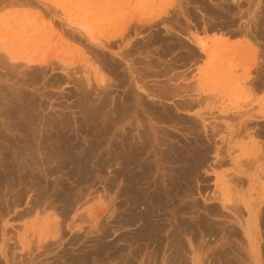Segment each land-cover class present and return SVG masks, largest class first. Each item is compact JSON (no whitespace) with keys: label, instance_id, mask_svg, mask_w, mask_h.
<instances>
[{"label":"rangeland","instance_id":"rangeland-1","mask_svg":"<svg viewBox=\"0 0 264 264\" xmlns=\"http://www.w3.org/2000/svg\"><path fill=\"white\" fill-rule=\"evenodd\" d=\"M7 1L8 0L0 1V51L2 53H5L3 52L4 48L10 47L9 49L14 50L17 54L19 55L22 54L23 57L26 56L24 57L25 59H22V57L19 58L18 61L20 62L22 61L23 62L22 64H25L26 62L24 61L30 58L31 59L36 58L35 60L38 61L35 62V64L29 63L28 64L29 67L25 66L26 64L20 66L19 69L16 70V72H13L14 75L13 74L11 75L10 72L8 73L6 67L4 68L0 66V150H3V153H1L2 151H0L1 153L0 157H5V155L8 158L11 157L10 162L12 163L14 162V160H16L14 162L15 164L13 163L14 166H16L17 159H20L22 155L23 156L25 155L24 157H26V155L31 156L32 154L36 153L34 157H39V155L43 153L42 151L44 148L42 144H39L40 142L39 143L37 142L40 141L41 138L40 134L44 132L42 126L44 122L43 123L41 122L44 121L42 119L43 116L46 117L50 116V118L49 117L46 118L47 122L45 123V125L48 123L47 126L49 128L47 129L48 132L50 130L52 131V128L49 126L53 125L54 123H58L64 126L67 122L66 126L68 127V129H65L66 131L65 130L64 131L72 138L73 142L75 141L74 142L75 144H80V142L82 141L83 144L85 140L86 143L83 145H85L86 147L88 146L89 143L88 140L91 139L90 136L93 137L94 135H99L102 137L104 135L103 132L104 129H102L103 127L102 123H104V121L106 122L111 120V117H109V120L106 119L104 121L101 117L99 120L103 122L100 121L101 123H98V125L97 122L96 124H94L95 122L92 121V118H90L92 117L90 116L91 114L90 115L87 113L85 114L86 111L84 112L83 95L81 94L83 92L82 91V86H83L87 90L90 89V91L92 92L91 97H94V99L98 97L97 91L99 87L96 81L94 80L97 76L96 68L100 71L102 70V73L105 75L107 81L105 83L109 84L108 91H110L111 94H113L116 99L119 100L126 93L130 94L132 92L131 89H136V92H138L139 96L141 95L140 97L143 99L144 102H146L147 104L151 103L152 105H155L158 108V111H160L161 113L163 112L164 114L166 113L164 112V109L171 108L174 114V118L167 119L169 120V122H166L167 120L165 121V119L163 120L161 118H157V115L153 114L151 110L145 108V106L147 105L139 106V104L136 102L138 96H136V98L135 96L134 97L132 96L133 98L131 99V102H133L132 106H134V108H131V111L129 110V113L127 112L128 114L126 113L125 117L123 116L124 119H122L121 117V121H119L120 120L119 119L118 123L116 122L112 124V126L114 125V127L110 129L111 131L109 132L111 133L106 132L108 138L106 136V133L103 136L107 140H105L104 138L101 139L102 140L101 146L103 145V147L101 148L102 151H105L104 150L105 146L106 148L110 147L108 145V141L111 139L110 137L115 135V139L117 138L120 140L121 136L118 135H122V133L127 130L129 136L132 138L131 141H138L140 134L142 135L143 132L142 130H145V132H143L144 133L143 135H146L147 138H145L146 136L142 138H145L146 140L149 141L151 140L149 143L150 145L152 144L151 145L152 147L150 145H147L145 147L146 149L145 150L143 149L145 152L143 151V153L141 154L142 156L139 159L140 161L131 166L129 165V167L131 168V171H133L132 169H134L137 172L140 170L139 165L141 161H144V164L146 163L144 167H146L147 173L149 175L148 177L149 182L146 183L145 186L148 185L152 187L153 186L152 182L156 180L160 186L163 183L162 188L165 187L170 190L171 194L168 196V198L166 197L167 195H165L166 197L164 198L165 204L164 203H163L164 205L162 203L157 204L155 205V207H152L151 209V217L153 219L151 217L150 219L152 223L154 224L157 223L160 225L163 224L161 229V234L159 232L158 234H155V236L152 235L154 236L153 238L142 234L139 236L137 232L142 228L143 226L142 222L140 221L141 222L140 223L138 220H136V222L133 221V223L132 222L130 223L128 221L127 218L129 217V213H130L129 211L131 212L133 211V206H132L133 203L132 200L129 199V195L125 193V188L128 187L129 181L125 179L124 175H121V177H119L120 175H116L118 174L116 173L117 170L123 168V166L117 164L119 162H120L119 164H121L122 161V158L119 156H114L115 160H118V161L114 160L116 164L113 162L112 163L113 165H108L107 167H105L104 170L102 171L97 170L96 171L97 173L95 172L93 173V175L95 176L93 177L92 175L93 178L92 179L90 178L91 179L90 181H84L79 185L76 184V182L73 180L74 178L69 177V175L67 174L66 170L70 167H67L66 169L58 172V174H56L57 176L55 174L54 176L53 174L48 173L49 176L45 174L46 176L45 178V176H43L44 174H42L43 180L41 183L45 184L47 182L51 190L55 191L57 189L55 196L59 195L57 191H61V190L62 191L65 190L64 192L67 193L66 195H69V197L66 195L63 196V198H60L56 202V204L58 203L59 204L55 205V207L58 208L59 206H61L59 207V209L48 208L46 212H42V210L39 207L35 209L33 208V206H31L33 203L32 202L33 198L38 194H40V192L38 193V191H40L38 185H40L41 183L35 186V184H33L31 180H26L25 182H21V184L18 182L19 185H21L22 187L19 186L18 183H16L15 184L16 187L12 189L11 187L8 186L9 185L8 183L10 181L9 178L12 180L13 177L17 179L18 174H16L15 176V174L12 171L11 173H9L10 169L13 168L10 167L8 171L7 169L8 166L1 165L4 164L3 162L4 158H2V160H0L1 162L0 175L3 174L2 175L3 180H1L0 182L1 183L0 187H2L4 194L5 191L6 194L7 193L8 194L7 195L5 194L4 197L0 200V205H2L0 207L4 209V211L2 209L0 210H2L4 213L5 211H7L6 212L7 214H3L2 212H0L3 215L2 216L0 214V264H25V263L31 264L33 261L34 262L32 264H63L65 262L67 264L66 259H64L65 257L62 255L64 254L70 255V253L71 254L73 253V255H75L78 252H80L81 254L89 252L87 254L91 255L93 259L95 257L96 259L95 261L92 258H90L92 260L90 261L91 264H96V263L97 264H166V263L174 264L173 263L174 260L172 259L173 236L171 235H173L174 231L177 230L178 226H180L179 223L183 225L182 223H185V220L187 223L189 222L192 223L193 225L191 227V232L185 230V232L183 231L184 233H182L183 235L182 238L184 239V241L186 242L187 246L190 249L188 250V259L190 264H194L193 257L195 255H197L200 258L202 263L205 262L204 264H229L228 262L237 264V263H241L242 260L244 261L248 260V262H250L249 264H254L255 260L250 256V253H248L247 250V248L250 249V247L248 245L247 238L245 237L246 235L244 233L243 225H242V223H244L243 219H245L248 216L247 212L243 210L244 203L242 202L239 203V205L242 207L241 208L242 212L239 211L236 212L237 213L236 214L234 211H231L230 208L228 207L226 208V206H224V203L219 198L215 199L214 196L221 195L223 193V190H225L227 193L230 194V196L232 194L233 197L234 196L242 197L244 195V197L248 196L250 198H254L258 193L257 186H258L259 178L260 176H264V156H263L264 152H262L260 156L258 155L259 157L257 156V154L260 151H257V154L252 153L255 157L257 156L256 159H254L255 161L258 158L256 162L254 161V164H249L247 162V160L251 161L253 155H251V158L245 156L241 158V160H245L247 164H249V166L251 165L252 168L251 166L248 167V165L244 161L242 162L239 161L238 164L236 163L234 157L236 156V154L240 152V148H238V146L240 147L241 139L238 138V136L234 135L235 133L232 132L234 126L237 125L236 123L238 122V124H240L243 120H249L250 122L251 120L262 119L259 122L256 121L258 124L250 123V126L254 127L255 130L260 129V127L262 130H264V119L259 118L261 114H263L262 111H264V84L262 85L263 88L261 87L258 91H254L253 85L250 82H248L251 80L250 77L253 76L252 74L255 75V73H260L259 74L260 77L258 76V78L260 79L262 76L260 81L264 82L263 79L264 78L263 75L264 74V53H263L264 37L256 38L257 40L261 41L259 42L256 40L263 47L262 48L263 52L261 54L260 53L258 54V56L260 57L255 55V57H257L255 63L256 66L254 64V67L252 66L247 71L243 70V72L241 66L237 65L235 67L233 76L236 79H239V81L236 80L238 84L234 83L235 84L234 86H236L235 87L236 91L233 92L229 88V84L226 83L228 79L227 78L228 75H226L227 68L224 67L223 69H221V72L218 74L219 75L218 78L221 79L220 81L221 84H219V86L215 90L210 89V91H207L205 94H202V96L204 95L203 97H205L202 99L203 102H200V104H197L193 108L192 107L182 108L180 107L181 100H183L186 97H193L196 94H200V91H198L196 87L199 76V71L197 68L204 66L207 61V57L205 56L201 57L198 60L189 57V60L187 59L186 61V58H184L186 57V52L183 50L185 48L184 46L187 45L186 47L189 48L190 46L192 48L193 47L195 48V46L197 47V44L194 41L193 36L194 37L197 36L198 38L204 37L209 47L216 46V43H214L213 41V38L215 36L227 35L223 37H230L229 36L230 34L227 33V31L224 32V29H217L220 28L219 26H217V23L219 25L220 23L218 21L219 20L221 21V19L219 17L214 19L208 17L210 13L206 11L203 7L197 6L199 1L198 2H196V0H27V1L9 0L8 2ZM206 1H208L209 3V0ZM208 5L211 4L209 3ZM214 9H216V6L214 7ZM41 12L44 14H42ZM170 15H174L175 17H178L183 27L188 26L189 29L183 31L184 29L181 28V26L178 25V23H176L175 21H174L175 23L171 22L170 20L167 21ZM245 18L248 19L249 17L248 16L244 17L243 23L244 20H246ZM260 19L261 20L259 22L263 25L264 13L263 16L261 15ZM236 20H237L236 24H234L230 29L234 27L238 28L237 26L242 25L239 23L238 18ZM210 22L212 23L215 22L214 24H216L215 26L217 27H214L213 29L210 28L208 25ZM170 28L172 29L174 28L173 30L175 32ZM261 29L264 28L262 27ZM173 32L174 34H172ZM91 36L93 38L95 36L96 40L98 38V40L100 39V41L105 42L106 44L109 42L111 43L114 42L111 45L112 47L110 46L109 49H105L104 51L107 54L108 59L112 58L110 61H115L118 64L120 63L119 64L120 74L117 75L115 73H112L108 68H105L102 64L98 63L100 62V60H98V58H95L96 55L94 54V52L91 51V49L90 50L88 49L89 45H93L94 48L96 46L89 41L90 39L89 37ZM177 36L185 43L187 42L186 45L184 44L183 46L182 44L178 43L176 40ZM157 37L158 38L160 37L162 42L158 41ZM235 38L237 37H232V38L230 37V41L234 40ZM97 48L101 49L99 47ZM130 48L132 49V52L130 54L131 57L129 56L127 57V59L120 57L118 53L121 52V50L125 51L127 49L126 51H128ZM254 49L256 50V54H257L258 50L256 49V47H254ZM102 51L103 50L101 49L100 52L102 53ZM183 52H184V56H181L183 55ZM179 55L181 56L182 59L185 60V64H182L179 67L177 66L175 69L168 70L169 74L168 72H166L167 74L164 73L165 70L167 71V68L169 66L166 65L167 63H170L172 61L175 62L178 61L182 63L184 61L183 60L181 62V58ZM239 56L240 55L234 54L230 57L231 59L234 58L236 63V61L239 62V58H238ZM128 59L129 60L134 59L133 60L134 64L138 68H141L142 66V68L140 69L141 71L145 70V68L148 66L147 64L150 63L149 60H151L152 62L151 64H153L152 70L154 72L157 70L156 73L158 75L155 73L154 76H149L148 80L147 78H144V82L146 79L147 81L146 83L150 84V86L152 85V83L154 85H163L165 83H170V82H173V84L176 85H184L183 89L181 90V94L179 93L176 96L163 98L156 95L154 96L153 94L151 95L150 93L148 94L147 93L148 91H146L145 88L137 87V85L135 86L134 82H131L132 80L131 69L129 68L128 65V62H130L131 60L127 61ZM152 59L154 62L152 61ZM39 60L46 61L49 68L45 69V71L44 70L41 71L43 73L40 72L41 74H39V80L36 81L34 76L36 73H38L39 68H45L42 67L41 64L38 65ZM87 60H90L94 63L93 71L90 70L91 67L86 65ZM135 60L139 64L135 63ZM8 63L10 64L11 62L8 60ZM63 63L66 64V68L69 67L70 69H73V72H76V74H73V76L68 75L62 69V67L59 66L62 65ZM249 63H250V59H249ZM257 63H259L260 65H258ZM32 64H34L35 66ZM84 64L86 66H84ZM79 67L80 69H84V67H87L85 69L89 70L87 72H84V74L90 77V85H87L88 83L85 78H84L85 84L84 83L81 84L82 86H79V84L76 82L77 81L76 79L83 80V75H82L83 71H81ZM77 70L81 72H78ZM15 73L17 74L15 75ZM133 74L136 75L137 72L133 71ZM120 76H122L124 80L120 78ZM143 76L145 77L146 75ZM140 78L141 77H139V80ZM24 79H26V81ZM21 83H23V85H21ZM141 83H143V81H141ZM45 85H47V87ZM249 88L252 91L249 90ZM8 89L10 90V92L12 90H15L17 92L21 91V93L24 91L25 92L28 91L31 95H35L38 101L41 100L44 101L47 110L45 108L38 109L41 111V112L39 111L40 113L38 114V116H36L37 119L39 116H41V118L38 119L39 121L35 119L36 118L35 116L32 115L33 117H35L33 118L35 120H33L32 117L30 116L31 114L26 115L27 116L25 117L26 120L22 119L25 122L19 120L18 117L11 118L12 114L9 113H12V110H14L13 107H15L14 104L17 98L13 99L9 95L10 93ZM5 91L7 92V94L5 93ZM247 92L249 93V95L247 94ZM245 95H247V97ZM10 97L13 100H10ZM12 101L14 102V104ZM143 101L141 102L143 103ZM12 105L14 106L12 107ZM11 107L12 109H10L11 110L10 111L9 108ZM238 109L241 111H239ZM234 112H237V115H240L241 112L242 114L237 119L238 116L235 117L236 114H234ZM44 113L46 115H43ZM230 113H232L235 117V121L234 120H233L234 122L232 121L233 123L231 122V120L234 117H230L229 120ZM84 114L86 118L87 119L90 118L92 122L91 121L88 122ZM216 114L218 115L216 116ZM108 115L109 114H107V116ZM52 117L54 118L53 120H55L56 118L58 119L55 120L56 122L54 121L51 124L49 119H51ZM29 120L33 124L30 123ZM32 120L35 121V124L41 122L38 123V125H41L42 127L41 126L40 127L42 129L39 126L38 127L33 126L35 124ZM162 120L165 122H163ZM192 120L196 121V123L198 122L197 123L198 127H200L201 129L200 140L195 136V134L190 133L188 130ZM64 121H66L65 124ZM81 121L82 124L80 125ZM86 121L88 122L90 129L88 128V124ZM20 122L26 128L21 129ZM77 123L79 124L77 125ZM84 124L85 126H83ZM45 125H44V130H45ZM94 125H97V127H101V129L99 130V128H97L96 126L94 127ZM79 126H81L80 129L84 127L85 130L84 131L77 130ZM90 126L93 128L91 129ZM256 127H258V129ZM69 128H71L72 131ZM96 128L99 130L98 133L97 131H95L97 134L94 132V129ZM122 128L126 130H123ZM212 128L215 129L216 132H214V130H211ZM140 129L141 131H139ZM211 135L212 138L210 137ZM263 138L264 137H262V139ZM24 139L27 142L26 141L23 142ZM6 140L11 142V143L8 142L10 145L9 147L8 144H5L7 143ZM77 141H79V143ZM156 143H158V145H156ZM54 146L52 145V147ZM171 146L174 147L177 146L176 148L179 149V152L181 151L180 155H182L184 158L182 157L180 161H178L179 160L178 158H177L178 160H174L175 156L177 155L176 153H172ZM10 147L13 148L8 149ZM224 147L225 150L223 151ZM37 148L41 149V152L39 151V149L36 150ZM263 149L264 147L262 148V150ZM37 151L40 152L41 154H38ZM97 152L99 151L97 150ZM200 153L204 154L203 159H199ZM99 154L100 152L97 154V156ZM168 154H171L172 156L171 159L168 158L167 156ZM190 154L193 155L192 158L190 157ZM225 154H227L226 157ZM12 157H14L13 158L14 160H12ZM32 157L33 155L31 157L28 156V158L26 157L27 158L26 160L28 161V159L30 160V158L32 160L33 159ZM260 157H262L263 159ZM54 162H56L57 164L60 161L59 160L52 162L50 161V164L51 163L53 164ZM241 163L243 166L241 165ZM149 164L150 166H148ZM38 165L35 167L37 168V170L41 167L40 165H39L40 167ZM147 167H149L150 171L148 170ZM128 168L127 171L130 170V168L129 169ZM233 173H239V177L240 176L241 178L243 177L245 181L244 179L243 180L241 179L242 181L241 180L238 181L235 178H230ZM11 174L12 176L14 174V176L12 177ZM251 177L254 178L251 179ZM58 178L59 180L62 178L61 179L62 184L58 180ZM224 178L229 181L228 183L229 187H226L225 189L223 182ZM167 179H169L170 181ZM17 180H19V178ZM56 180L60 182V186L62 185L61 187L59 185L55 187V185L57 184L55 183L57 182ZM44 184H41L40 186ZM26 185H28L29 188H27ZM30 185L32 186V188ZM63 186L65 189L63 188ZM20 187L21 189L19 191L18 189ZM68 187H70L69 188L70 190H67ZM71 187L73 188V192L71 190ZM8 188L12 190L9 189L7 191L6 189ZM33 188L35 189L38 188V190H35ZM23 189L27 193L26 194L23 191L25 194L24 196L21 194L22 193L21 191ZM17 190L21 193L19 192L17 193ZM62 191L60 193H63ZM68 191H70L69 194ZM51 192L52 191H50V193ZM70 193H73L74 196L70 195ZM19 195L21 197H24V199L20 198L21 199L20 200ZM6 196L8 197L9 201H13L14 199V202H16L17 200L16 202L17 204L16 203L14 204L13 202L14 206L13 205L10 206L9 203L11 204V202H9L8 200L4 202L3 200L6 199ZM64 197L65 198L68 197L69 199L68 198L65 199ZM74 198H76L77 201L76 199L74 200ZM64 199L66 201L68 200L69 202L64 203L65 201ZM60 200H64V201H60ZM146 200L147 199H145V201ZM6 202H9L8 205L7 204L5 205ZM73 202L75 203L72 206L71 204H73ZM129 203H131L132 205H129ZM146 203H148V201H146ZM68 205L72 207L70 208ZM150 205L152 206V202ZM138 206L137 208L135 206L134 209L138 211L141 208L142 211H144L145 208L144 206H146V204L142 203L140 204V207ZM30 207L31 209H34V211L31 210L32 213L30 212ZM6 208L8 210H5ZM65 209H67V211H65ZM88 209L91 211V213L93 212L92 213L93 215L94 214L95 216L98 215L99 220L97 221L96 224H92L90 219L86 218L88 212H90L88 211ZM25 210L29 211V213L24 212ZM23 212L26 214H24ZM55 212H57V214L60 215L59 216L60 219H62L61 220L62 239H60L59 241L60 242L63 241V243L59 247L57 246V244H59L60 242L57 243L54 242V239H50L51 247L49 246V248L44 249L42 248L43 240L41 239V235H40V231L42 230L40 228L42 225V220H46V219L48 220L47 216ZM18 213L19 214L22 213V215L17 216L19 215ZM80 213H82V215L84 214L83 215L84 219H82L80 216L78 217V215H81ZM37 214L38 217L36 216ZM199 217L202 219L204 218L205 224L203 223H202L203 225L201 224V222L199 221ZM178 220L180 222H178ZM196 221L197 222L199 221L201 225L199 223L197 224ZM75 223L83 227L81 228L79 226L73 227ZM98 224L99 227L97 226ZM219 224L220 225L225 224V225L220 226ZM207 227H210V229H206ZM230 227L231 230L233 229L232 232L230 230ZM129 235L131 237H129ZM263 235H264V231H263ZM134 236L135 238H132ZM75 237H77L79 240ZM122 237L125 238L126 240H124ZM20 238L22 240L24 239V241L22 242ZM74 238L76 239V241H74L75 240ZM220 240L221 241L223 240L222 241L223 243ZM130 241L132 242L130 243ZM243 241L245 243H243ZM99 242L101 245H98ZM263 242H264V236H263ZM102 243H103V247H102ZM132 243L134 245H132ZM107 244L108 247L106 246ZM110 244L112 246H110ZM210 247L212 249H210ZM2 248L5 249L4 250L5 253L3 252ZM46 249L48 251H46ZM82 250L84 251L82 252ZM102 250L105 251V253ZM221 250H223L224 252L223 251L221 252ZM238 251L241 252L238 253ZM244 252L246 254H249V256L246 255ZM93 254H95V256ZM104 255H106L108 259ZM102 256L104 260L103 258L101 259ZM6 257L9 258L10 260H7ZM202 258H204L205 260H203ZM27 261L28 262L31 261V262L28 263ZM252 261L254 262L252 263ZM262 264H264V261Z\"/></svg>","mask_w":264,"mask_h":264},{"label":"bare ground","instance_id":"bare-ground-1","mask_svg":"<svg viewBox=\"0 0 264 264\" xmlns=\"http://www.w3.org/2000/svg\"><path fill=\"white\" fill-rule=\"evenodd\" d=\"M1 1V0H0ZM5 1V0H4ZM9 1V0H8ZM7 1V2H8ZM27 1V0H26ZM199 1V2H198ZM3 2V1H2ZM196 2H198V4H197V6L198 7H203L206 11H208L210 14H209V16L208 17H210L211 19H214V18H217V17H219L220 19H221V21L219 20L218 22L220 23L219 25H218V23H217V26H219L220 28H217V29H224V32H226L227 31V33H229L230 35V37L232 38V37H237L238 39L241 37V39L240 40H242V38L243 39H245V40H243V41H245V44H241L240 42H238V41H236L235 43H231L230 42V37H223V36H227V35H223V36H215L214 38H213V41H214V43H216V46L215 47H209L208 45H207V41H206V39L204 38V37H200V38H198L197 36H193V38H194V41L196 42V44H197V47L195 46V48L193 47H191L190 46V48L189 47H186L187 45H186V43L184 42V41H182L180 38H178V36L175 38L176 40H177V42L178 43H180V44H182L183 46H184V44L186 45V46H184L185 48L183 49L185 52H186V57H184V58H186V61H187V59L189 60V57H191L192 59L194 58L195 60H198V59H200L201 57H207V61H206V63H205V65L204 66H202V67H198L197 69H198V71H199V76H198V83L196 84V87H197V90L198 91H200V94H196V95H194L193 97H186V98H184L183 100H181V104H180V107H182V108H186V107H188V108H190V107H195L197 104H200V102H203V98H205V97H203L202 96V94H205L207 91H210V89H213V90H215L218 86H219V84H221L220 83V81H221V79L220 78H218L219 77V73L221 72V69H223L224 67H226L227 68V72H226V75H228L227 76V81H226V83H228L229 84V88L234 92V91H236L235 90V87L236 86H234L235 84L234 83H236V84H238V82H236V80L237 81H239V79H236L234 76H233V72H234V70H235V67L238 65V66H241V67H243V70H245V71H247L248 69H250L252 66L254 67V64L256 63V58L257 57H255V55H257L258 56V54L260 53H262L263 52V47H262V45L259 43V42H261L260 40H257L256 38H258V37H264V29H261L262 27L264 28V24L262 25L259 21L261 20L260 19V17H261V15L263 16V13H264V0H209V3L211 4V5H208L209 3H208V1H206V0H196ZM6 3V2H5ZM18 3V2H17ZM19 4V3H18ZM47 4V3H46ZM6 5H8V4H6ZM216 6V9H214V7ZM175 8V7H174ZM166 10V9H165ZM164 10V11H165ZM182 11V10H181ZM184 12V11H183ZM42 13V12H41ZM42 14H44V13H42ZM164 14V13H163ZM168 14V13H167ZM208 14V13H207ZM41 15V14H40ZM175 15V14H174ZM174 15H170V17L167 19V21L168 20H170L171 22H176V23H178V25H180L181 26V28H183L184 30L183 31H186V30H188L189 29V27L187 26V27H183V25H182V23H180V21H179V18L178 17H175ZM201 15V14H200ZM235 15H237V16H235ZM249 17L248 19H246V20H244V23H243V19H244V17ZM154 17V16H153ZM37 18V17H36ZM165 18V17H164ZM239 19V23L240 24H242L241 26H237L238 28H236V27H234V28H232V29H230L234 24H236V22H237V20L236 19ZM181 19V18H180ZM189 19V18H188ZM200 20V19H199ZM47 22V21H46ZM119 22V21H118ZM174 22V23H175ZM186 22V21H185ZM184 22V23H185ZM207 23V22H206ZM215 23V22H214ZM214 23H212V22H210L208 25H209V27L210 28H214V27H217V26H215L216 24H214ZM143 24V23H142ZM239 24V25H240ZM245 24V25H244ZM188 25V24H187ZM137 26V25H136ZM149 26V25H148ZM73 27V26H72ZM113 28V27H112ZM170 29H172V28H170ZM174 29V28H173ZM172 29V30H173ZM137 30V29H136ZM182 30V29H181ZM124 31V30H123ZM168 31V30H167ZM171 31V30H170ZM169 31V32H170ZM174 31V30H173ZM172 32V31H171ZM170 32V33H171ZM175 32V31H174ZM174 32L172 33V34H174ZM120 33V32H119ZM168 33V32H167ZM125 34V33H124ZM222 34H224V33H222ZM129 36V35H128ZM149 36V35H148ZM176 36V35H175ZM175 36H173V37H175ZM77 37V36H76ZM162 37V36H161ZM169 37H171V36H169ZM90 39H89V41L90 42H92L94 45H96L97 47H99V48H101L103 51H102V53L100 52V50L101 49H98L96 46H95V48H94V46L93 45H89V50L91 49V51L92 52H94V54L96 55V57L95 58H98V60H100V62H98V63H100V64H102L105 68H108L112 73H115V74H120V68H119V64L117 63V62H115V61H110L111 59L109 58L108 59V57H107V54L105 53V49H109L110 48V46L114 43H111V42H109V43H105V42H102V41H100V39L98 40V38H97V40H96V37L94 36V38L91 36V37H89ZM122 38V37H121ZM124 38V37H123ZM158 38V37H157ZM165 38V37H164ZM174 40V39H173ZM259 41V42H257V41ZM113 41V40H112ZM116 41V40H115ZM158 41H161V39H160V37L158 38ZM6 42V41H5ZM162 42V41H161ZM168 42V41H167ZM172 44V43H171ZM227 44V45H226ZM129 45V44H128ZM154 45V44H153ZM161 45V44H160ZM224 45V46H223ZM194 46V45H193ZM246 46H248V48L246 47ZM112 47V46H111ZM125 47V46H124ZM254 47H256V49L258 50V53L256 54V50L254 49ZM10 48V47H9ZM9 48H4V51L3 52H5V53H2L1 51H0V66H2V67H6L7 68V71H8V73L10 72V74L12 75H14V73L13 72H16V70H18L19 69V67L20 66H22V65H25V66H28V64L29 63H34L35 64V62H37L38 60H35V59H26L24 62H26L25 64H22L23 62L21 61H18L19 60V58L20 57H22V59H25L24 57H26V56H22V54L21 55H19V54H17L14 50H12V49H9ZM121 48V47H120ZM129 48V47H128ZM127 48V49H128ZM124 49V48H123ZM126 49V50H127ZM123 51V50H121V52H119L118 54L120 55V57H123L124 59H127V57H131V52H132V49L130 48L128 51ZM90 51V52H91ZM182 51V50H181ZM179 52V51H178ZM143 53V52H142ZM151 53V52H150ZM237 53H239V54H237ZM264 53V52H263ZM234 54H236V55H241L240 56V58H239V62L238 61H236V63H235V60H234V58L233 59H231V57L230 56H232V55H234ZM94 55V56H95ZM150 55V54H149ZM228 55H229V57H228ZM177 56H178V54H177ZM180 56V55H179ZM181 56H184V52H183V55H181ZM181 56H180V58H181ZM149 57V56H148ZM147 57V58H148ZM258 57H260V56H258ZM52 58V57H51ZM190 58V59H191ZM242 58H243V60H242ZM250 59V63H249V59ZM145 59V58H144ZM246 59H247V61H246ZM8 60L11 62L10 64L8 63ZM17 60V61H16ZM131 60V61H130ZM128 59L127 61H130V62H128V65H129V68L131 69V79L133 80H131V82H134V84H135V86L137 85V87H143V88H145L146 89V91H148L147 93L149 94H153L154 96L156 95V96H159V97H165V98H169V97H172V96H176V95H178L179 93L181 94V90L183 89V86L184 85H176V84H173V82H170V83H165V84H163V85H154L153 83H152V85H154V86H150V84H148V83H146L147 81H146V79H145V82H144V78H147V80H148V77L149 76H154L155 75V73H156V71L154 72L153 70H152V65L153 64H151L152 62H151V60H149L150 61V63L149 64H147L148 66L145 68V70H140L141 68H142V66H141V68H138L135 64H134V59ZM157 60V59H156ZM184 59H182L181 58V62L183 61ZM90 60H87L86 61V65H88L89 67H91V71H93L94 70V63L92 62V61H90ZM152 61H153V59H152ZM244 61V62H243ZM251 61H252V63H251ZM19 62V63H18ZM46 61H44V60H39V63H38V65L39 64H41L42 65V67H45V68H39V71H38V73H36L35 74V76H34V78H35V80L36 81H38L39 80V74H41V73H43V72H41V71H45V69H48L49 68V66L47 65V62L45 63ZM49 62V61H48ZM53 62V61H52ZM85 62V61H84ZM119 62V61H118ZM140 62V61H139ZM144 62V61H143ZM154 62V61H153ZM135 63H137L136 62V60H135ZM164 63V62H163ZM34 64H32V65H34ZM137 64H139V63H137ZM182 64H185V60L182 62V63H180V62H178V61H172V62H170V63H167L166 65L168 66V68H167V71L165 70L164 71V73H166V72H168V70H171V69H175L177 66L179 67L180 65H182ZM258 65H260L259 63H257ZM85 64H84V66H86ZM35 66V65H34ZM60 67H62V69L68 74V75H70V76H73V74H76V72H73V69H70L69 67H67L66 68V64L65 63H63L62 65H59ZM59 66H57V67H59ZM87 66V67H88ZM184 66V65H183ZM255 66H256V64H255ZM29 67V66H28ZM39 67V66H38ZM47 67V68H46ZM87 67H84V69H80V67H79V69L81 70V71H83V73H82V75H83V80H80V79H74L78 84H79V86H82L81 84H83L84 83V78L86 79V81H87V85H90V77L89 76H86L85 74H84V72H87V71H89L88 69H85V68H87ZM88 67V68H89ZM165 67V66H164ZM258 67V66H257ZM260 67V66H259ZM3 68V69H4ZM103 68V67H102ZM127 68V67H126ZM158 68V67H157ZM162 68V67H161ZM256 68V67H255ZM9 69V70H8ZM78 69V70H79ZM155 69V68H154ZM260 69V68H259ZM77 70V71H78ZM96 73H97V76H96V78L94 79L95 81H96V83H97V85H98V91H97V96L98 97H96L95 99H94V97H91L92 96V92L90 91V89L89 90H87V89H85L83 86H82V95H83V105H84V112H85V114L87 113V114H91L90 116H92V117H90V118H92V121H94L95 123L94 124H96V122H97V125H98V123H101V122H103L104 120H106V119H108L109 120V117H111V120H109V121H104V123H102L103 124V127H102V129H104L103 130V132H104V135H105V133L107 132V133H111V132H109V131H111L110 129L112 128V127H114V125L112 126V124H114V123H118L119 121H121V117H122V119H124V117H125V114L128 112L129 113V110L131 111V108H134V106H132L133 104V102H131V99L135 96V98H136V96H138L137 97V99H136V102L139 104V106H145V105H147V106H145V108H147V109H149V110H151V112L153 113V114H155V115H157V118H161V119H165V121L167 120V119H171V118H174V114H173V112H172V109L170 108V109H164V112H166V113H164L163 114V112L161 113L160 111H158V108L155 106V105H152L151 103V105L150 104H147L146 102H144L143 101V99L139 96V94H138V92H136V89H131L132 90V92L130 93V94H128V93H126L124 96H122L119 100L118 99H116L115 97H114V95L113 94H111V92L110 91H108V83L106 84L105 82H107L106 81V77H105V75L102 73V70L100 71V70H98L97 68H96ZM25 71V70H24ZM81 71H78V72H81ZM124 71V70H123ZM133 71L134 72H137V74L136 75H134L133 74ZM252 71V70H251ZM250 71V72H251ZM257 71V70H256ZM260 71V70H259ZM28 72V71H27ZM41 72V73H40ZM158 72H159V70H158ZM162 73V72H161ZM246 73V72H245ZM17 73H15V75H16ZM24 74V73H23ZM157 74V73H156ZM167 74V73H166ZM168 74H169V72H168ZM178 74V73H177ZM177 74H175V75H177ZM208 74H211V75H208ZM223 74V73H222ZM252 74V73H251ZM259 74L260 73H255V75L254 74H252L253 76H251L250 77V81H248V82H250L252 85H253V87H256V88H261L262 87V85L264 84V82H261L260 80H261V78H262V76H261V78L259 79L258 78V76H259ZM143 75H146L145 77L143 76ZM158 75V74H157ZM264 75V74H263ZM126 76V75H125ZM119 77V76H118ZM124 77V76H123ZM139 77H141L140 78V80H139ZM260 77V76H259ZM33 78V79H34ZM41 78V77H40ZM43 78V77H42ZM120 78H122V76H120ZM125 78V77H124ZM176 78H178V77H176ZM175 78V79H176ZM66 79V78H65ZM123 79V78H122ZM264 79V78H263ZM25 81H26V79H24ZM72 80V79H71ZM78 80H80V81H78ZM120 80V79H119ZM124 80V79H123ZM6 81V80H5ZM61 81V80H60ZM73 81V80H72ZM141 81H143V83H141ZM112 82V81H111ZM168 82V81H167ZM10 83V82H9ZM61 84V83H60ZM85 84V83H84ZM91 84H92V82H91ZM131 84H133V83H131ZM148 84V85H147ZM157 84V83H156ZM21 85H23V83H21ZM51 85V84H50ZM187 85V84H186ZM247 85V84H246ZM18 86V85H17ZM43 86V85H42ZM46 87H47V85H45ZM54 86V85H53ZM134 86V85H133ZM148 86V87H147ZM189 86V85H188ZM241 86V85H240ZM249 86V85H248ZM250 87H251V85H250ZM17 88V87H16ZM19 88V87H18ZM34 88V87H33ZM93 88V87H92ZM134 88V87H133ZM185 88V87H184ZM263 88V87H262ZM3 89V88H2ZM12 89V88H11ZM13 89H15V88H13ZM46 89V88H45ZM4 90V89H3ZM6 90V89H5ZM188 90V89H187ZM249 90H251L250 88H249ZM7 91V90H6ZM5 91V93L7 94V92ZM8 91H9V95L13 98V99H15V98H17V102L15 101V104H14V102H13V104L15 105V107H13L14 105H12V107L14 108V110H12V113H9V114H12V117L11 118H19V120H22V119H25V117H27L26 115L28 114V115H30L31 117H32V119L33 118H35L36 116H38V114L41 112L40 110H38L39 108L40 109H46V105H45V103H44V101L43 100H41V101H38L37 100V97L35 96V95H31L28 91L27 92H22L21 93V91L19 92H17V91H15V90H12L11 92H10V90L8 89ZM93 91V90H92ZM185 91H186V89H185ZM248 91V90H247ZM252 91V90H251ZM255 91V90H254ZM231 92V91H230ZM2 94V93H1ZM247 94L249 95V93L247 92ZM109 95H110V97H109ZM191 95V94H190ZM4 96H6V95H4ZM133 96V97H132ZM246 97H247V95H245ZM10 97V100H13L12 98ZM43 97V96H42ZM44 99V98H43ZM93 99V100H92ZM46 100V99H45ZM66 100H68V99H66ZM232 100V99H231ZM109 101V102H108ZM141 101H143V103L141 102ZM180 101V100H179ZM184 101H186V102H184ZM46 102V101H45ZM236 104V103H235ZM82 105V106H83ZM232 105V104H231ZM11 106V105H10ZM9 106V107H10ZM236 106V105H235ZM3 107H5V106H3ZM12 107L11 108H9V110L10 109H12ZM47 107H48V105H47ZM143 108V107H142ZM165 108H166V106H165ZM146 109V110H147ZM47 110V109H46ZM137 110V109H136ZM145 110V111H146ZM166 110V111H165ZM176 110V109H175ZM193 110V109H192ZM239 110V109H238ZM11 111V110H10ZM40 111V112H39ZM45 111V110H44ZM56 111V110H55ZM88 111V112H87ZM161 111H162V109H161ZM239 111H241V110H239ZM46 112H48V111H46ZM106 112H107V114H109L108 116H107V114H106ZM245 112V111H244ZM263 112V114H261V116L260 115H258V116H260L259 118H263L264 119V111H262ZM42 113H43V111H42ZM41 113V114H42ZM57 113V112H56ZM127 113V114H128ZM229 113V112H228ZM227 113V114H228ZM260 113V112H259ZM40 114V115H41ZM60 114V113H59ZM85 114H84V116H85ZM104 114V115H103ZM136 114V113H135ZM138 114V113H137ZM153 114H152V116H153ZM214 114V113H213ZM224 114H226V113H224ZM234 114H236L235 115V117H237V119L240 117V115L242 114V112L240 113V115H237V112H234ZM247 114V113H246ZM35 116V117H33V116ZM43 115H46L45 113L43 114ZM42 115V116H43ZM55 115V114H54ZM103 115V116H102ZM143 115V114H142ZM218 114H216V116H217ZM1 116H3V115H1ZM29 116V117H30ZM88 116V115H87ZM124 116V117H123ZM173 116V117H172ZM215 116V117H216ZM257 116V117H258ZM47 117H49L50 118V116H47ZM46 116H43L42 117V119L44 120V121H41L42 123L44 122V124L42 125L43 126V133H41L40 135H41V138H40V141H37L39 144H42L43 145V153L41 154L40 152H41V149H39V148H37L36 150H38L39 149V151L40 152H38L37 151V153L38 154H41V155H43V156H41V155H39V157H34V155H36V153L35 154H32L33 155V161L31 160V158H30V160L28 159V161L26 160L27 158H28V156L29 157H31L30 155H26V157H24L23 155L21 156V158L20 159H17V162H16V166H14V162L16 161V160H14L13 158L14 157H12V160H14V164L12 163V162H10L11 161V157H7L6 155H5V157H0L1 159L0 160H2V158H4L3 160V162H4V164H1V165H6V166H8V171H9V168L11 167V168H13V169H10V172L9 173H11V171L15 174V176H16V174H18L17 176V179L19 178V180H17L16 178H14L13 176H14V174H13V176H12V174H11V176L13 177V180L12 179H10L9 178V187H11L12 189L13 188H15L16 186H15V184L16 183H20L21 184V182H25L26 180H31L32 181V183L33 184H35V186H37L38 184H40L41 182H42V180H43V176H45V174L46 175H48L49 176V174H58V172H60L61 170H64V169H66L67 167H70V168H68L66 171H67V174L69 175V177H72V178H74L73 180L76 182V184H81L82 182H84V181H90L95 175H93V173L95 172V173H97L96 171L97 170H104L105 169V167H107L108 165H113L112 163L114 162V160H115V157L114 156H119V157H121L122 158V161H121V164H119V163H117L118 165H121V166H123V168H121V167H119V168H121V169H119V170H117V172L116 173H118V174H116V175H120L119 177H121V175H124V177H125V179H127V181H129V184H128V187H126L125 188V193L126 194H128L129 195V199L130 200H132V203H133V205L131 204V203H129V205H132L133 206V211L131 212V211H129L130 213H129V217L127 218L128 219V221L131 223H133V221H135L136 222V220H138L139 222L141 221L142 222V224H143V226H142V228L137 232L138 233V235L140 236L141 234L142 235H147V236H149V237H154L155 236V234H158L159 232H160V234H161V229H162V225L163 224H154V223H152V221H151V219H150V217H151V209H152V207H155V205H157V204H165V199L164 198H168V196L171 194L170 193V190L169 189H167V188H165V187H163L162 188V185H163V183H162V185L160 186L159 184H158V182L155 180L154 182H152L151 180V182H152V184H153V186L151 187V186H145L146 185V183H148L149 181H148V177H149V175H148V173H147V170H146V167H144V165L146 164H144V161H141V163H140V170L139 171H135L134 169H132L133 171H131V168L129 167V165L131 166V165H133V164H136V163H138L140 160V158H141V154L143 153V151L146 149L145 147L147 146V145H150V141L149 140H146L145 138H147V136L146 135H143L144 133L143 132H145V130H142L143 132H142V135L140 134V136H139V140L138 141H131V137L129 136V134H128V132H127V130L126 129H124V128H122L123 130H126L125 132H123L122 133V135H118V136H121V138H120V140L119 139H115V135L114 136H112V137H110L109 139V141H108V145L110 146H108L109 148H106V146L104 147L105 149V151H102V148L101 147H103V145L101 146V139H103L104 137V135L103 134H101V135H103L102 137L101 136H99V135H94L93 137H91L90 136V140H88L89 141V143H88V146H86L85 147V145H83V144H85L86 143V141L84 140V143L82 144V142H80V144H75L74 142H73V140H72V138L67 134V133H65V129H68V127L66 126V124H67V122L66 121H64V124H65V122H66V124L64 125V126H66V127H64V126H62V125H60V124H58V123H54L53 125H51L56 119H58V118H56L55 120H53L54 118L52 117L51 119H49L50 120V122H51V124H49V125H51V126H49V127H51L52 128V131L50 130L49 132H48V130L47 129H49L47 126H48V123L45 125V123L47 122V118ZM58 117V116H57ZM61 117V116H60ZM59 117V118H60ZM88 117V118H89ZM102 117V119H103V121H101V120H99L100 118ZM104 117H107V118H104ZM126 117H127V115H126ZM230 117H234V115L232 114V113H230V115H229V120H230ZM235 117L231 120V122L234 120L235 121ZM246 117V116H245ZM250 117V116H249ZM254 117V116H253ZM39 118H41V116H39L38 117V119ZM67 118V117H66ZM66 118H65V120H66ZM85 118H86V116H85ZM90 118L89 119H87V121L89 122V121H91L90 120ZM29 119V118H28ZM31 119V118H30ZM35 119H37V117L35 118ZM35 119H33V120H35ZM37 119V120H38ZM68 119V118H67ZM120 119V120H119ZM249 119V118H248ZM26 120V119H25ZM32 120V121H33ZM37 120H36V122H37ZM69 120V119H68ZM116 120V121H115ZM119 120V121H118ZM162 120V121H163ZM172 120H175V119H172ZM260 120H262V119H260ZM260 120H251L250 122H249V120H243L242 122L241 121H239V122H241L240 124H238V122L236 123V124H234V125H236V126H234V128H233V133H235L234 135H236V136H238V138H240L241 139V144H240V147L238 146V148H240V152L238 153V154H236V156L234 157V160L236 161V163L238 164L239 163V161L240 162H242V161H244L246 164H247V162L249 163V164H254V159H256V157L259 155H261L262 154V152H264L263 150H262V148L264 147V138L262 139V137H264V130H262L261 129V127H260V129H258V127H256L258 130H255L254 129V127H251L250 126V123L251 124H256L257 122L256 121H260ZM23 122H25L24 120H22ZM39 121V120H38ZM63 121V120H62ZM75 121V120H74ZM79 121V120H78ZM86 121V122H87ZM91 121V122H92ZM101 121V122H100ZM162 121H160V122H162ZM165 121H163V122H165ZM171 121V120H170ZM233 121V122H234ZM255 121V122H254ZM17 122H18V119H17ZM27 122V121H26ZM29 122H30V120H29ZM34 122V124H35V121H33ZM41 122H38V123H41ZM49 122V121H48ZM49 122V123H50ZM56 122V121H55ZM88 122H87V124H88ZM90 122V123H91ZM166 122H169V120H167ZM191 122V121H190ZM232 122V123H233ZM21 123V122H20ZM30 123H32V122H30ZM38 123H36L35 125H33V126H41V125H38ZM84 123H85V121H84ZM198 123V122H197ZM196 123V121H194V120H192V122L190 123L191 125L189 126V128H188V130H189V132L190 133H192V134H195V136L197 137V138H199V140L201 139V135H200V133H201V129H200V127H198V124ZM9 124V123H8ZM33 124V123H32ZM31 124V125H32ZM79 123H77V125H78ZM82 124V121L80 122V125ZM258 124V123H257ZM44 125H45V130H44ZM77 125H76V127H77ZM97 125H94V127L96 126L97 127ZM99 125H101V124H99ZM232 125V124H231ZM41 126V127H42ZM83 126H85V124L83 125ZM87 126V125H86ZM91 126H92V124H91ZM90 126V127H91ZM142 126V125H141ZM255 126H258V125H255ZM260 126H261V124H260ZM11 127H13V126H11ZM18 127H19V125H18ZM40 127V128H41ZM116 127V126H115ZM146 127V126H145ZM20 128L21 129H24V128H26L22 123H21V125H20ZM50 128V129H51ZM81 128V126H79V128H77V130H79V131H84L85 129H84V127L82 128V129H80ZM88 128H89V124H88ZM93 127H91V129H92ZM97 128H99V130L101 129V127H97ZM94 129V132L95 131H97V133L99 132V130L98 129ZM139 128V127H138ZM142 128H144V127H142ZM223 128V127H222ZM31 129H32V127H31ZM42 129V128H41ZM40 129V130H41ZM70 130H71V128H69ZM90 129V128H89ZM130 129V128H129ZM29 130V129H28ZM38 130H39V128H38ZM65 130V131H64ZM162 130V129H161ZM165 130V129H164ZM211 130H214V132H216V130L215 129H211ZM232 130V129H231ZM25 131V130H24ZM32 131V130H31ZM31 131H29V132H31ZM72 131V130H71ZM93 131V130H92ZM139 131H141V129L139 130ZM138 131V132H139ZM149 131V130H148ZM228 131V130H227ZM26 132V131H25ZM33 132V131H32ZM86 132V131H85ZM90 132H91V130H90ZM116 132V131H115ZM213 132V131H212ZM211 132V133H212ZM218 132V131H217ZM2 133V132H1ZM96 133V132H95ZM94 133V134H95ZM96 133V134H97ZM102 133V132H101ZM107 133H106V136H107ZM141 133V132H140ZM152 133V132H151ZM170 133V132H169ZM169 133H167V134H169ZM229 133V132H228ZM27 134V133H26ZM88 134H91V133H88ZM139 134V133H138ZM171 134V133H170ZM214 134V133H213ZM216 134H218V133H216ZM24 135V134H23ZM30 135V134H29ZM117 135V134H116ZM117 136V137H118ZM146 136V137H145ZM24 137H26V136H24ZM31 137V136H30ZM142 137H145V138H141ZM161 137V136H160ZM211 138H212V135L210 136ZM227 137V136H226ZM260 137H261V139H260ZM5 138H6V136H5ZM34 138V137H33ZM36 138V137H35ZM74 138V137H73ZM107 138H108V136H107ZM195 138V137H194ZM196 138V139H197ZM105 140H107L106 138H104ZM153 139V138H152ZM173 139V138H172ZM39 140V139H38ZM87 140V139H86ZM213 140V139H212ZM26 140L24 139V141L23 142H25ZM232 141H233V139H232ZM6 142L7 143H5V144H8V147L10 146L9 145V143H11V142H9L8 140H6ZM9 142V143H8ZM27 142V141H26ZM78 143H79V141H77ZM176 142V141H175ZM19 144H20V142H19ZM25 144V143H24ZM56 144V145H55ZM204 144V143H203ZM239 144V143H238ZM16 145V144H15ZM52 145L54 146V147H52ZM82 145V146H81ZM152 145V144H151ZM150 145V146H151ZM156 145H158V143H156ZM12 146V145H11ZM40 146V145H39ZM84 146V147H83ZM202 146V145H201ZM3 147V146H2ZM15 147V146H14ZM37 147V146H36ZM83 147V148H82ZM88 147V148H87ZM149 147V146H148ZM147 147V148H148ZM152 147V146H151ZM170 147V146H169ZM177 147V146H176ZM176 147H174V146H171V149H172V153H176V155L177 156H175V158H174V160H178V161H180V159H182V155H180V152H179V149H177ZM5 148V147H4ZM11 148H13V147H10V148H8V149H11ZM90 148V149H89ZM101 148V149H100ZM228 148V147H227ZM2 149V148H1ZM6 149V148H5ZM89 149V150H88ZM100 149V150H99ZM144 149V150H143ZM162 149V148H161ZM196 149V148H195ZM220 149H222V148H220ZM236 149V148H235ZM33 150V149H32ZM97 150L100 152V154L97 156V154L99 153V152H97ZM198 150V149H197ZM225 150V147H224V149H223V151ZM255 150H256V152H255ZM262 150V151H261ZM0 151H2L1 153H3V150H0ZM5 151V150H4ZM96 151V152H95ZM147 151V150H146ZM220 151V150H219ZM257 151H260L258 154H257ZM16 152V151H15ZM145 152V151H144ZM0 153V154H1ZM24 153V152H23ZM31 153V152H30ZM33 153V152H32ZM195 153V152H194ZM224 153H226V152H224ZM257 154V156L255 157L253 154ZM8 154V153H7ZM27 154V153H26ZM221 154V153H220ZM223 154V153H222ZM3 155V154H2ZM10 155V154H9ZM19 155V154H18ZM165 155V154H164ZM199 155V154H198ZM226 155L227 154H225V157H226ZM251 155H253L252 156V158H251ZM40 156H41V158H40ZM95 156H97V157H95ZM168 156V158H172V156H171V154H168L167 155ZM173 156H174V154H173ZM222 156V155H221ZM250 157L251 158V161L250 160H247V162L245 161V160H241V158H243V157ZM258 156V157H259ZM264 156V155H263ZM262 156V157H263ZM190 157L192 158L193 157V155H191L190 154ZM206 157V156H205ZM262 157H260V158H262ZM118 158V157H117ZM178 158V159H177ZM184 158V157H183ZM204 158V154H202V153H200V155H199V159H203ZM10 159V160H9ZM60 161L59 163H57L56 164V162H54L53 164L51 163L50 164V161L52 162V161H58V160ZM147 159V158H146ZM196 159V158H195ZM244 159H247V158H244ZM263 159V158H262ZM257 160H258V158H257ZM256 160V161H257ZM19 161V162H18ZM30 161V162H29ZM115 161H118V160H115ZM157 161H159V160H157ZM156 161V162H157ZM167 161V160H166ZM255 161V162H256ZM39 162H41V163H39ZM152 162V161H151ZM198 162H199V160H198ZM220 162V161H219ZM250 162H253V163H250ZM1 163V162H0ZM115 163V162H114ZM161 163H162V161H161ZM41 166H39V165ZM116 164V163H115ZM249 164H247L248 165V167H250L249 166ZM39 166L38 168V170H37V168H35L36 166ZM241 165H242V163H241ZM241 165H239V166H241ZM135 166V165H134ZM138 166V165H137ZM148 166H150V164L148 165ZM198 166V165H197ZM243 166V165H242ZM32 167V168H31ZM130 168V170L129 171H127V168ZM133 167V166H132ZM152 167V166H151ZM35 168V169H34ZM128 168V169H129ZM135 168V167H134ZM148 168V170H149V167H147ZM183 168V167H182ZM239 168H241V167H239ZM251 168H252V166H251ZM151 169V168H150ZM188 169V168H187ZM35 170H37V171H35ZM152 170V169H151ZM193 170V169H192ZM240 170V169H239ZM238 170V171H239ZM7 171V172H8ZM150 171V170H149ZM241 171V170H240ZM245 171V170H244ZM39 172V173H38ZM160 172V171H159ZM164 172V171H163ZM243 172V171H242ZM49 173V174H48ZM186 173V172H185ZM184 173V174H185ZM246 173V172H245ZM42 174H44L43 176H42ZM60 174V173H59ZM150 174V173H149ZM157 174V173H156ZM156 174H155V176H156ZM165 174V173H164ZM176 174V173H175ZM182 174V173H181ZM187 174V173H186ZM228 174V173H227ZM238 174V175H237ZM3 174H1L0 175V182H1V180H3V176H2ZM54 175V176H55ZM92 175H93V177H92ZM97 175V174H96ZM151 175V174H150ZM10 176V177H11ZM52 176V175H51ZM57 176V175H56ZM4 177H5V175H4ZM7 177V176H6ZM11 177V178H12ZM117 177V176H116ZM118 177V178H119ZM45 178H46V176H45ZM49 178V177H48ZM59 178H60V175H59ZM59 178H58V180H59ZM91 178V179H90ZM230 178H235V179H237L238 181L239 180H243L244 178L242 177L241 178V176L239 177V173H233L232 175H231V177ZM254 177H251V179H253ZM15 179V180H14ZM62 179V178H61ZM61 179L59 180L60 182H61V184H62V181H61ZM153 179V178H152ZM170 179V178H169ZM169 179H167V180H169ZM264 176H260V178H259V182H258V193H257V195H256V197H254V198H250V197H244V195L241 197H236V196H232V194H231V196H230V194L229 193H227L225 190H223V193L221 194V195H219V196H214V198L216 199V198H219L223 203H224V206H226V208L228 207V208H230V210L231 211H234L235 213L236 212H242V207L239 205V203L240 202H242V203H244V206H243V210H245L246 212H247V217L245 218V219H243V221H244V223H242V225H243V230H244V233H245V237L247 238V241H248V245H249V247H250V249H248L247 248V250H248V253H250V256L255 260V262L254 261H252V263L254 262V264L256 263V264H262L263 263V257H264V242H263V231H264ZM17 180V181H16ZM48 180V179H47ZM171 180V179H170ZM169 180V181H170ZM200 180V179H199ZM241 180V181H242ZM46 181V180H45ZM57 181V180H56ZM59 181H57V182H55V183H57L56 185H55V187H57V185H59L60 186V182ZM244 181H245V179H244ZM4 182V181H3ZM28 182V181H27ZM223 182H224V189L226 188V187H229V185H228V183H229V181L227 180V179H223ZM19 183H18V185H19ZM54 183V184H55ZM111 183V182H110ZM160 183V182H159ZM172 183V182H171ZM28 184V183H27ZM33 184H31V185H33ZM41 184H44V183H41ZM40 184V185H41ZM113 184H114V182H113ZM161 184V183H160ZM168 184V183H167ZM186 184V183H185ZM254 184V183H253ZM4 185V184H3ZM2 185V186H3ZM6 185V184H5ZM29 185V184H28ZM28 185H26L27 186V188H29V186ZM30 185V186H31ZM40 185H38V187H39V190L40 191H38V193L40 192V194H38L37 192V196H35L34 198H33V200H32V205L31 206H33V208H35V209H37L38 207L42 210V212H46V210L48 209V208H54V209H59V207H61V206H59L58 208L57 207H55V205H58V204H56V202L60 199V198H63V196H65L67 193L66 192H64L65 190H61L63 193H60L61 191H57V193L59 194V195H57V196H55V194H56V190L54 191V190H51L50 189V186H49V184L46 182L44 185H42V186H40ZM90 185V184H89ZM150 185V184H149ZM250 185V184H249ZM0 186H1V183H0ZM7 186V187H8ZM19 186H21V185H19ZM62 186V185H61ZM60 186V187H61ZM116 186V185H115ZM22 187V186H21ZM21 187L18 189L19 191H20V189H21ZM41 187V188H40ZM60 187H58V188H60ZM125 187V186H124ZM170 187V186H169ZM182 187V186H181ZM186 187V186H185ZM26 188V187H25ZM24 188V189H25ZM31 188H32V186H31ZM31 188H30V190H31ZM51 188H53V187H51ZM63 188H64V186H63ZM63 188H61V189H63ZM70 187H68V189L67 190H70L69 189ZM108 188V187H107ZM111 188H112V186H111ZM175 188V187H174ZM176 188H177V186H176ZM191 188V187H190ZM190 188H188V189H190ZM248 188V187H247ZM1 189H2V187H0V200L4 197V195L6 194V191H5V194H4V192H3V189H2V191H1ZM10 188H8V189H6L7 191L9 190ZM12 189H10V190H12ZM22 190L21 192H19L18 190H17V193L19 192V193H21L23 196L25 195L24 194V192H25V190ZM33 189H35V188H33ZM65 189V188H64ZM120 189V188H119ZM183 189V188H182ZM27 190V189H26ZM29 190V189H28ZM35 190H38V188L37 189H35ZM60 190V189H59ZM71 190H72V192H73V188L71 187ZM75 190V189H74ZM112 190V189H111ZM174 190V189H173ZM177 190V189H176ZM14 191V190H13ZM24 191V192H23ZM50 191H52L51 193H50ZM184 191H185V189H184ZM188 191V190H187ZM186 191V192H187ZM193 191V190H192ZM195 191V190H194ZM248 191V190H247ZM3 192V193H2ZM69 192L70 191H68V194H69ZM176 192V191H175ZM179 192V191H178ZM183 192V191H182ZM237 192H239V191H237ZM249 192V191H248ZM257 192V191H256ZM16 193V192H15ZM26 193V192H25ZM191 193V192H190ZM197 193V192H196ZM8 194V193H7ZM6 194V195H7ZM27 194V193H26ZM121 194V193H120ZM186 194V193H185ZM33 195V194H32ZM70 195H73L74 196V194L73 193H70ZM77 195V194H76ZM118 195V194H117ZM165 195H167L166 197H165ZM181 195V194H180ZM191 195V194H190ZM13 196V195H12ZM66 196H68L69 197V195H66ZM112 196V195H111ZM116 196V195H115ZM14 197V196H13ZM18 197V196H17ZM67 197V198H68ZM126 197V196H125ZM15 198V197H14ZM24 199V197H21L20 195H19V199ZM65 198V197H64ZM67 198H65V199H67ZM171 198V197H170ZM12 199V198H11ZM10 199V200H11ZM16 199V198H15ZM18 199V198H17ZM20 199V200H21ZM26 199V198H25ZM64 199V200H65ZM69 199V198H68ZM76 198H74V200H75ZM145 199H147L146 201H148V203H146V201H145ZM9 201V199H8V197L6 196V199L5 200H3L4 202L5 201ZM64 200H60V201H64ZM88 200V199H87ZM129 200V201H130ZM19 201V200H18ZM23 201V200H22ZM31 201V200H30ZM76 201H77V199H76ZM152 202V206L150 205L151 204V202ZM9 202H11V204L9 203ZM9 202H6L5 203V205L7 204L8 205V203H9V205L10 206H14V204L17 202V200H16V202H14V199H13V201H9ZM13 202H14V204H13ZM20 202V201H19ZM69 201L67 200H65L64 201V203H68ZM131 202V201H130ZM150 202V203H149ZM71 203V202H70ZM74 203L75 202H73V204H71L72 206L74 205ZM86 203V202H85ZM104 203V202H103ZM142 203H144V204H146V206H144L145 208H144V211H142V209L140 208V210H136V209H134L135 208V206H136V208H137V206L138 207H140V204H142ZM17 204V203H16ZM19 204V203H18ZM77 204V203H76ZM80 204V203H79ZM138 204V205H137ZM163 204V205H164ZM70 205V204H69ZM68 205V206H69ZM167 205V204H166ZM183 205V204H182ZM0 206H2V205H0ZM71 206V207H72ZM79 206H81V205H79ZM118 206H120V205H118ZM195 206V205H194ZM193 206V207H194ZM70 207V206H69ZM70 207V208H71ZM157 207V206H156ZM161 207V206H160ZM167 207V206H166ZM170 207V206H169ZM192 207V208H193ZM7 208H10V207H7ZM5 209V210H8V209ZM12 208V207H11ZM14 208V207H13ZM183 208V207H182ZM0 209H2L1 207H0ZM29 209V208H28ZM27 209V210H28ZM73 209V208H72ZM175 209V208H174ZM3 211H4V209H2ZM2 210H0V212H2L3 214H7L6 212L7 211H5V213L2 211ZM27 210H25L24 212H27V213H29V211H27ZM31 210H33L34 211V209H31V207H30V212H31ZM211 210V209H210ZM65 211H67V209H65ZM88 211H90L89 209H88ZM158 211H159V209H158ZM23 212V213H24ZM244 212V211H243ZM9 213H10V210H9ZM32 213V212H31ZM93 213V212H92ZM91 213V211L90 212H88V215L86 216V218H88V219H90V221H91V223L92 224H96L97 223V221L99 220L98 219V215L97 216H95V214L93 215ZM153 213V212H152ZM1 214V213H0ZM19 214V213H18ZM24 214H26V213H24ZM23 214V215H24ZM81 215H78V217L80 216L82 219H84L83 217V215H82V213H80ZM97 214V213H96ZM219 214V213H218ZM237 214V213H236ZM2 215V214H1ZM22 215V213H20L19 215H17V216H21ZM76 215V216H77ZM153 215V214H152ZM3 216V215H2ZM37 217H38V214L36 215ZM60 215L59 214H57V212H55V213H52L51 215L49 214L47 217H48V220L46 219V220H42V225H41V231H40V235H41V239L43 240L42 242V244H43V247L42 248H49V246H50V244H51V241H50V239H54V242H60L59 240L60 239H62V234H61V228H62V219H60V217H59ZM201 216V215H200ZM204 217V216H203ZM214 217V216H213ZM230 217V216H229ZM232 217V216H231ZM245 217V216H244ZM152 218V217H151ZM178 218V217H177ZM193 218H194V216H193ZM196 218V217H195ZM198 218V217H197ZM77 219V218H76ZM153 219V218H152ZM172 219V218H171ZM75 221V220H74ZM199 221L201 222V224L203 223V224H205L204 223V218L202 219V218H200L199 217ZM199 221L197 222V224L199 223ZM140 222V223H141ZM178 222H180L179 220H178ZM222 222V221H221ZM238 222V221H237ZM227 223V222H226ZM178 224V223H177ZM183 225H181L180 223H179V225L180 226H178V228H177V230H172V231H174V233H173V235H171V236H173L172 237V243H173V248H172V250H173V254H172V259L174 260L173 261V263L174 264H190V262H189V259H188V250H190L189 249V247L187 246V244H186V242L184 241V239L182 238V233H184L185 232V230H188L189 232H191V227L193 226L192 225V223H187L186 222V220H185V223H182ZM200 224V223H199ZM200 224V225H201ZM202 224V225H203ZM214 224V223H213ZM215 225H217V224H215ZM220 225V224H219ZM222 225V224H221ZM220 225V226H221ZM225 225V224H224ZM224 225H222V226H224ZM83 227V226H80L79 224H74L73 225V227ZM98 227H99V224L97 225ZM219 226V227H220ZM233 226V225H232ZM72 227V228H73ZM199 227H201V226H199ZM236 227V226H235ZM218 228V227H217ZM206 229H210V227H207ZM235 229V228H234ZM259 229H260V231H259ZM263 229V230H262ZM205 230V229H204ZM230 230H231V227H230ZM233 230V229H232ZM232 230H231V232H232ZM184 231V232H183ZM209 231V230H208ZM5 232H6V230H5ZM166 232V231H165ZM235 232V231H234ZM237 232H239V231H237ZM207 234V233H206ZM222 234V233H221ZM4 235V234H3ZM6 235V234H5ZM132 235V234H131ZM134 235H135V233H134ZM152 235H154V236H152ZM125 236V235H124ZM138 236V237H139ZM129 237H131L130 235H129ZM159 237V236H158ZM209 237V236H208ZM235 237V236H234ZM75 238H77V237H75ZM74 238V239H75ZM80 238V237H79ZM123 238V237H122ZM128 238V237H127ZM132 238H135V236L134 237H132ZM148 238V237H147ZM3 239H4V237H3ZM21 239V238H20ZM78 239V238H77ZM124 240H126L125 238H123ZM131 239V238H130ZM136 239H138V238H136ZM157 239V238H156ZM158 239H160V238H158ZM201 239V238H200ZM224 239V238H223ZM234 239V238H233ZM243 239V238H242ZM79 240V239H78ZM77 240V241H78ZM245 240V239H244ZM21 241L23 242L24 241V239L22 240L21 239ZM74 241H76V239L74 240ZM136 241V240H135ZM153 241V240H152ZM157 241V240H156ZM159 241V240H158ZM162 241V240H161ZM170 241V240H169ZM221 241V240H220ZM223 241V240H222ZM221 241V242H222ZM132 241H130V243H131ZM137 242V241H136ZM225 242V241H224ZM63 243V241H61L59 244H57V246H59L60 247V245ZM72 243H75V242H72ZM130 243H128V244H130ZM158 243V242H157ZM168 243H170V242H168ZM223 243V242H222ZM243 243H245L244 241H243ZM7 244V243H6ZM42 244H41V246H42ZM56 244V243H55ZM135 244H137V243H135ZM219 244V243H218ZM228 244V243H227ZM98 245H101L100 244V242L98 243ZM116 245V244H115ZM118 245V244H117ZM132 245H134L133 243H132ZM221 245V244H220ZM107 247H108V244L106 245ZM110 246H112L111 244H110ZM150 246V245H149ZM169 246H170V244H169ZM230 246V245H229ZM5 247V246H4ZM51 247V246H50ZM102 247H103V243H102ZM101 247V248H102ZM104 247H105V245H104ZM117 247V246H116ZM216 247V246H215ZM220 247V246H219ZM138 248V247H137ZM171 248V247H170ZM198 248H200V247H198ZM230 248V247H229ZM96 249V248H95ZM210 249H212L211 247H210ZM2 250H3V252L5 253V249H3L2 248ZM50 250V249H49ZM79 250V249H78ZM142 250V249H141ZM46 251H48L47 249H46ZM84 250H82V252H83ZM88 251V250H87ZM86 251V252H87ZM90 251V250H89ZM98 251V250H97ZM101 251V250H100ZM103 251V250H102ZM111 251V250H110ZM137 251V250H136ZM158 251V250H157ZM223 250H221V252H222ZM226 251H227V249H226ZM231 251V250H230ZM7 252V251H6ZM104 253H105V251H103ZM138 252V251H137ZM209 252V251H208ZM216 252V251H215ZM224 252V251H223ZM241 252V251H240ZM239 251H238V253H240ZM69 253V252H68ZM87 253H89V252H87ZM87 253H80V252H78V253H76L75 255H73V253L71 254L70 253V255L69 254H64V255H62V256H64L65 258L64 259H66V261H67V264H91V262L90 261H92L90 258H92L93 259V257L91 256V255H89V254H87ZM97 253V252H96ZM104 253H102V254H104ZM139 253V252H138ZM205 253V252H204ZM228 253V252H227ZM234 253V252H233ZM245 253V252H244ZM243 253V254H244ZM39 254V253H38ZM100 254V253H99ZM106 254H107V252H106ZM130 254V253H129ZM196 254V253H195ZM225 254V253H224ZM223 254V255H224ZM229 254H230V252H229ZM229 254H228V256H229ZM242 254V255H243ZM246 254V253H245ZM244 254V255H245ZM94 256H95V254H93ZM101 255V254H100ZM207 255V254H206ZM215 255V254H214ZM217 255V254H216ZM220 255V254H219ZM235 255V254H234ZM246 255H248L249 256V254H246ZM4 256H5V254H4ZM96 256H97V254H96ZM105 257H106V255H104ZM108 256V255H107ZM194 256V255H193ZM240 256V255H239ZM100 257V256H99ZM109 257V256H108ZM113 257V256H112ZM125 257V256H124ZM129 257V256H128ZM203 257V256H202ZM15 258V257H14ZM63 258V257H62ZM103 258V256L101 257V259ZM107 258V257H106ZM134 258H136V257H134ZM205 258V257H204ZM204 258H202L203 260H205ZM241 258V257H240ZM251 258V259H252ZM6 259L7 260H10L9 258H7L6 257ZM108 259V258H107ZM110 259H112V258H110ZM159 259V258H158ZM234 259V258H233ZM232 259V260H233ZM252 259V260H253ZM38 260V259H37ZM60 260H61V258H60ZM94 261L96 260L95 259V257H94V259H93ZM103 260H104V258H103ZM145 260V259H144ZM236 260V259H235ZM263 260V261H262ZM110 261V260H109ZM134 261V260H133ZM157 261H159V260H157ZM28 262V261H27ZM29 262H31V261H29ZM28 262V263H29ZM34 262V261H33ZM32 262V263H33ZM61 262V261H60ZM59 262V263H60ZM63 262V261H62ZM111 262H112V260H111ZM144 262V261H143ZM248 260H246V261H244V260H242V262L241 263H237V264H249L250 262H248ZM31 263V264H32ZM193 263L194 264H204V263H202V261L200 260V258L197 256V255H195L194 257H193ZM229 264H233V263H230V262H228ZM26 264V263H25ZM63 264H66V262L65 263H63ZM97 264V263H96ZM167 264V263H166Z\"/></svg>","mask_w":264,"mask_h":264},{"label":"crops","instance_id":"crops-1","mask_svg":"<svg viewBox=\"0 0 264 264\" xmlns=\"http://www.w3.org/2000/svg\"><path fill=\"white\" fill-rule=\"evenodd\" d=\"M241 38H235L234 40H231L230 42L231 43H235L236 41H238V42H240L241 44H245V41H243V40H245V39H243L242 38V40H240ZM227 45V44H226ZM224 46V45H223ZM247 48H248V46H246ZM237 54H239V53H237ZM241 56V55H240ZM240 56H239V58H240ZM242 57V56H241ZM242 60H243V58H242ZM246 61H247V59H246ZM244 62V61H243ZM242 68V72H243V67H241ZM260 88H256V87H253V90H255V91H258Z\"/></svg>","mask_w":264,"mask_h":264}]
</instances>
